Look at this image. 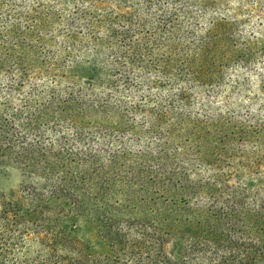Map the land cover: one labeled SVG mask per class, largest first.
<instances>
[{
	"label": "trees",
	"instance_id": "trees-1",
	"mask_svg": "<svg viewBox=\"0 0 264 264\" xmlns=\"http://www.w3.org/2000/svg\"><path fill=\"white\" fill-rule=\"evenodd\" d=\"M214 2L0 0V264H264V154L247 205L184 113L230 61L220 21L192 31Z\"/></svg>",
	"mask_w": 264,
	"mask_h": 264
},
{
	"label": "rangeland",
	"instance_id": "rangeland-1",
	"mask_svg": "<svg viewBox=\"0 0 264 264\" xmlns=\"http://www.w3.org/2000/svg\"><path fill=\"white\" fill-rule=\"evenodd\" d=\"M210 1L215 2L210 5L204 20H200L199 9H191L194 19L199 20L198 27L193 26L192 31L201 36L205 34L212 18L220 21L229 43L222 53L230 61L222 63L217 78L214 77L210 83L184 85L190 102L184 113L188 114L189 125L198 126L202 130V137L206 136L208 157L216 161L222 184L230 186L237 194L243 193L246 204L253 206V158L263 155L264 149L259 152L253 150V137L246 143L232 138L242 127L253 134L257 124L264 126V0ZM75 82L80 86L90 83L87 78H79ZM162 86L150 92H162L161 95L165 96L168 89ZM176 87L173 89L176 90ZM133 101L137 102L136 98ZM205 116L209 124L205 123ZM230 134H233L232 137H229ZM226 135L228 139L225 144L221 143ZM187 145L182 147L186 149ZM260 171L264 173L263 164ZM202 176L206 174L200 173ZM22 181L18 169H0V194L8 198L15 196ZM31 250L38 252L40 246L33 243ZM166 252L177 263V247L174 243L166 246Z\"/></svg>",
	"mask_w": 264,
	"mask_h": 264
}]
</instances>
